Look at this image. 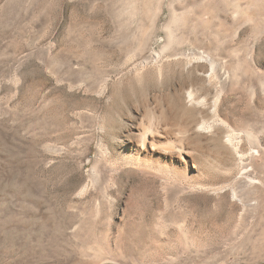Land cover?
<instances>
[{"label": "rangeland", "instance_id": "obj_1", "mask_svg": "<svg viewBox=\"0 0 264 264\" xmlns=\"http://www.w3.org/2000/svg\"><path fill=\"white\" fill-rule=\"evenodd\" d=\"M213 1L0 0V264H264V0Z\"/></svg>", "mask_w": 264, "mask_h": 264}, {"label": "bare ground", "instance_id": "obj_2", "mask_svg": "<svg viewBox=\"0 0 264 264\" xmlns=\"http://www.w3.org/2000/svg\"><path fill=\"white\" fill-rule=\"evenodd\" d=\"M214 1H217L218 3H220V2L222 1V2L225 4V6H226V5H232V4L235 5V4H236V6H237L238 8L235 9V10H236L235 13H236V14L241 13V12H240V11H241V10H240V9H241L240 6H238L237 3L235 2V1H237V0H214ZM214 1H213V3H214ZM233 1H234L235 3H234ZM215 3H216V2H215ZM224 4H223V5H224ZM218 5H219V4H218ZM175 20H176V19H175ZM170 37H171V36H170Z\"/></svg>", "mask_w": 264, "mask_h": 264}]
</instances>
